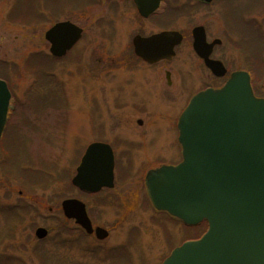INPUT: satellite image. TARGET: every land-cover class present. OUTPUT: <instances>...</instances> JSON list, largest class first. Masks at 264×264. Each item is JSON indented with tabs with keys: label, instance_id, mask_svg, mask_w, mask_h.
Masks as SVG:
<instances>
[{
	"label": "rangeland",
	"instance_id": "1",
	"mask_svg": "<svg viewBox=\"0 0 264 264\" xmlns=\"http://www.w3.org/2000/svg\"><path fill=\"white\" fill-rule=\"evenodd\" d=\"M105 3L39 0L27 24L29 5L15 13L17 0H0V79L12 94L0 147V264H158L168 241L177 245L202 230L186 232L141 205L146 171L178 160L173 132L164 129L177 107L166 97L178 101L191 94L197 83L184 81L177 89L178 80H187L190 62H198L189 42L171 62L147 67L136 61L129 54L131 37L157 29L140 23L133 11ZM63 21L84 34L66 57L56 59L44 33ZM193 24L206 28L208 41H221L213 56L227 69L224 78L246 72L256 96L264 98V0H221L176 26ZM203 74L209 86L223 82L205 68ZM93 141L115 149V186L81 196L70 179ZM20 170L33 177V185L16 182ZM68 198L84 202L93 222L109 229L105 241L83 237L64 220L60 203ZM39 228L49 231L45 239L35 238Z\"/></svg>",
	"mask_w": 264,
	"mask_h": 264
},
{
	"label": "water",
	"instance_id": "2",
	"mask_svg": "<svg viewBox=\"0 0 264 264\" xmlns=\"http://www.w3.org/2000/svg\"><path fill=\"white\" fill-rule=\"evenodd\" d=\"M81 33L69 22L56 23L44 35L50 54L64 56ZM192 37L196 55L215 77H224L222 63L209 59L221 42L207 44L202 28H195ZM180 41L178 33L135 37L134 52L149 64L170 60ZM9 100L7 86L0 80V137ZM177 128L182 161L148 171L147 195L157 210L188 225L205 220L208 230L199 240L174 249L162 264H264V99L254 97L249 75L234 72L220 89L195 95ZM113 166L108 145L90 144L71 184L88 193L112 188ZM61 209L66 219L75 220L88 234L93 232L83 203L64 200ZM95 235L107 237L99 228ZM46 236L43 228L35 231L39 240Z\"/></svg>",
	"mask_w": 264,
	"mask_h": 264
},
{
	"label": "flooded vegetation",
	"instance_id": "3",
	"mask_svg": "<svg viewBox=\"0 0 264 264\" xmlns=\"http://www.w3.org/2000/svg\"><path fill=\"white\" fill-rule=\"evenodd\" d=\"M218 1H221V0H213L212 2H207V1H204V0H107V3H105V5L108 8H112V10H115V11H123V10H129L130 11L131 10V11L134 12V15L136 16V19L140 23H146V24L152 25L155 29H157L156 32H150L147 35H142L141 31H138V33H140V34H137V32H136V34L134 36H132L131 40H130V46H131V50H130V53H129L130 56L132 58H134L136 61L140 62L141 64H143V65H145L147 67H153L155 65L168 63V62H171L172 60H174L175 57L177 56L178 49L180 48L181 45H183L184 42H189L191 50L194 53L193 48H192V43H193L192 31L195 28H202L203 29V32H204V35H205L207 43H211V42L215 41V39H212V41H208L207 30H206V28L203 25L193 24V26L190 29H182V30H180V29L177 28L176 23L179 22L180 18L183 19V20L186 19V21L191 20L199 12H202V16H203V11H207V9L209 7H211L212 5L217 3ZM224 5L225 4L222 2L220 4V7L224 6ZM140 10L143 11L144 15L140 13ZM149 10H152V11L150 12ZM161 33H178L181 36V41H180V43L177 46L174 47V56L170 60H161V61L155 62L153 64H149V63L143 61L139 56H137L135 54L134 46H133V40H134L135 37H140V38H143V39H147V38H150L152 36L159 35ZM83 34H84V32L82 33V36H81L80 40L76 43V45L72 48V50L82 40ZM217 47H220V45H215L213 47L212 51H211L210 59H212V60H218V59H216L213 56L215 48H217ZM72 50L67 52L65 57ZM194 57L196 58V62H198V64L196 65L193 62H190V68H189V71L187 72V74H188L187 75V80L185 79V77L182 78V79H179L178 80L177 89H179L181 87V84L184 81H190L192 83L196 82L197 83V87L195 89H193L192 91H190L191 94L189 96H188V94H189V92H188V94L186 95V98L184 100H182L180 98L178 101H176L175 99H172L170 96L166 97V99H168L169 101L170 100L172 101V103H171L172 104V108H173V106L177 107V109H176L177 113H176L174 119L171 117L173 119V122H171V123L168 122V124H166L164 129H167V130L171 129L172 132H173L174 136H173L172 149L174 148V146L176 147L174 149L176 150V152L178 154V160L176 162H174V163L167 161V163L164 162V163L160 164V166H162V165H175L181 160V148H180V146L177 143V136H178L177 121H178V118H179L180 114L182 113L184 108L187 106L189 100L195 94H197L200 91H203V90L208 89V88H219V87H221L223 85V83L225 82V80H226L225 78H221V79L216 78L210 73L211 76L214 79L223 80V82L220 83L219 86H209L208 83L206 82L207 74H203V69L205 68L206 71H209V70L205 67V65L203 63V60H201L195 53H194ZM165 76L167 78L166 79L167 80V85L170 86V84H171L170 82L171 81L169 80V77H170L169 73L165 72ZM168 95H169V93H168ZM11 99H12V94H11ZM11 102L12 101L10 100L9 101L8 110H7L6 122H5L3 131H2V134H1V138H0V147H1V145H4V139H5L6 135H7V133H6L7 131L6 130H7V125H8V120H9V114L11 112ZM178 105H180V106L178 107ZM136 124H137V126L141 127L142 126V121L138 120L136 122ZM168 134L170 135V132ZM169 138H170V136H169ZM92 143L108 144V143L102 142V141L101 142L100 141H93ZM92 143H90V144H92ZM90 144H88V145H90ZM108 145L111 147V149H112V151L114 153V161H115V163H114L113 187L111 189H102L96 194H91V193H87L85 191H81V190L71 186L81 196L97 195V194H99L101 192L109 191V190H112L114 188V186H115V174H116L115 172L117 171L116 166H117L118 162H117L115 149L112 147L111 144H108ZM86 147L84 148V150L86 149ZM79 161H80V159H79ZM79 161H78V164H79ZM78 164H77V166H78ZM77 166H76V168H77ZM125 166H129L128 163H126ZM76 168H75V170H76ZM75 170H74V172H75ZM149 170H151V169H149ZM117 180H118V182L120 181V179H117ZM141 188H142V186H141ZM143 189H144V187H143ZM144 194H145V190H144ZM68 199H75V200L80 201L79 199H76V198H68ZM64 200H67V199H64ZM80 202L83 203L84 206H85V212H86V215H87V217H88V219L90 221V224H91L93 232L91 234H88L85 230H83L75 222V220H67L64 217V214H63V212L61 210V213H62V215L64 217V220L72 223L73 226L76 228V230L81 232L83 237L93 239V241H96L98 243H101V242L105 241L108 238V236H109V229L103 227L102 225H99V224H96L95 222H93L92 217H91V213L87 209L86 204L84 202H82V201H80ZM141 205H142V208H144L145 210H146V207H148V206L151 207L149 202H148L146 194L142 198ZM151 209H152V207H151ZM152 212H153L152 214L155 217L160 218V219H165V222L169 221V222H171L173 224L174 223L175 224L178 223L180 226H182L181 227L182 230H184L186 232L191 231V228L185 227L180 222H177V221H175V219H173L172 217L168 216L166 213L157 212V211H155L153 209H152ZM156 223H160V222L156 221ZM97 228L106 231L107 237L104 238V239L97 238V236L95 235V230ZM46 231H47V236H48L49 231L48 230H46ZM187 240H189V239H187ZM187 240L180 241L179 244H177V245L172 244V243H170L168 241L167 244H165L167 246V248H168L167 252L164 254V256H162V258L160 259L158 264H160L176 246L182 244L183 242H185Z\"/></svg>",
	"mask_w": 264,
	"mask_h": 264
},
{
	"label": "trees",
	"instance_id": "4",
	"mask_svg": "<svg viewBox=\"0 0 264 264\" xmlns=\"http://www.w3.org/2000/svg\"><path fill=\"white\" fill-rule=\"evenodd\" d=\"M37 1L39 0H17V4L16 7L14 9L15 13L18 12V10H20L22 7L27 8V5H29L28 7V11L30 12V8H31V12L29 14H25L24 15V23H27V21L32 20L33 17H31V13L35 14V6L37 5ZM33 3V4H32ZM33 11V12H32ZM14 13V14H15ZM13 14V15H14ZM38 16L36 15L35 19H37ZM9 20L11 21V18L9 17ZM32 22V21H31ZM28 22V23H31ZM27 23V24H28ZM239 45V44H238ZM254 91V89H253ZM9 175V174H8ZM16 182H19L21 185H33V182L31 181V179L33 177L29 176V173H27L25 170H20L17 174H16ZM37 187V186H36ZM14 209H11V211H13ZM203 226V231L205 229V224L201 225Z\"/></svg>",
	"mask_w": 264,
	"mask_h": 264
},
{
	"label": "bare ground",
	"instance_id": "5",
	"mask_svg": "<svg viewBox=\"0 0 264 264\" xmlns=\"http://www.w3.org/2000/svg\"><path fill=\"white\" fill-rule=\"evenodd\" d=\"M205 42H206V38H205ZM72 50V49H71Z\"/></svg>",
	"mask_w": 264,
	"mask_h": 264
}]
</instances>
